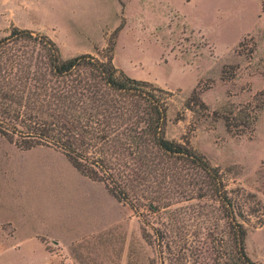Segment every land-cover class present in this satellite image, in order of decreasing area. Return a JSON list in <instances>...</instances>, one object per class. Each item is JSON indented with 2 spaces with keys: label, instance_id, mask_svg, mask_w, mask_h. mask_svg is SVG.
Segmentation results:
<instances>
[{
  "label": "rangeland",
  "instance_id": "rangeland-1",
  "mask_svg": "<svg viewBox=\"0 0 264 264\" xmlns=\"http://www.w3.org/2000/svg\"><path fill=\"white\" fill-rule=\"evenodd\" d=\"M13 26L48 35L63 58L101 57L114 40L116 67L170 91L166 137L221 169L247 215L246 253L264 264V0H0V38ZM193 90L206 106L185 107ZM228 115L245 134L226 129ZM190 203L202 201L176 204ZM144 213L59 150L0 136V264H180L142 237Z\"/></svg>",
  "mask_w": 264,
  "mask_h": 264
},
{
  "label": "trees",
  "instance_id": "trees-1",
  "mask_svg": "<svg viewBox=\"0 0 264 264\" xmlns=\"http://www.w3.org/2000/svg\"><path fill=\"white\" fill-rule=\"evenodd\" d=\"M114 44L101 57L63 58L48 35L13 26L0 38V136L24 150H59L118 201L135 212L143 208L142 237L163 262L168 253L180 264H262L246 253L247 215L231 199L221 169L187 139L166 137L172 93L116 67ZM192 100L206 106L195 90L186 108ZM243 116L252 130L256 115ZM223 119L229 132L245 134L233 130L235 117ZM192 200L202 203L176 204ZM208 200L217 203L216 213ZM190 219L199 228L191 229Z\"/></svg>",
  "mask_w": 264,
  "mask_h": 264
}]
</instances>
